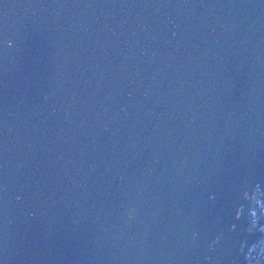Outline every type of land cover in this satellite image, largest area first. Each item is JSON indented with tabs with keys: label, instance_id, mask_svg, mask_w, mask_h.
I'll list each match as a JSON object with an SVG mask.
<instances>
[{
	"label": "water",
	"instance_id": "1",
	"mask_svg": "<svg viewBox=\"0 0 264 264\" xmlns=\"http://www.w3.org/2000/svg\"><path fill=\"white\" fill-rule=\"evenodd\" d=\"M256 196L264 0H0V264H264Z\"/></svg>",
	"mask_w": 264,
	"mask_h": 264
},
{
	"label": "trees",
	"instance_id": "2",
	"mask_svg": "<svg viewBox=\"0 0 264 264\" xmlns=\"http://www.w3.org/2000/svg\"><path fill=\"white\" fill-rule=\"evenodd\" d=\"M257 204L258 203L255 201V208H257V206H258ZM263 223H264V209L259 207V210L257 211L256 217L253 220L252 226L258 228ZM258 253H259V246H256L251 253L252 260H254L257 257ZM263 263H264V259H263Z\"/></svg>",
	"mask_w": 264,
	"mask_h": 264
},
{
	"label": "rangeland",
	"instance_id": "3",
	"mask_svg": "<svg viewBox=\"0 0 264 264\" xmlns=\"http://www.w3.org/2000/svg\"><path fill=\"white\" fill-rule=\"evenodd\" d=\"M259 194V192H257V195ZM255 201L258 203L257 205V208H256V210L258 211L259 210V207H261L262 209H264V205L263 204H261V201L258 199V196H256V199H255ZM253 228H256V227H253Z\"/></svg>",
	"mask_w": 264,
	"mask_h": 264
}]
</instances>
